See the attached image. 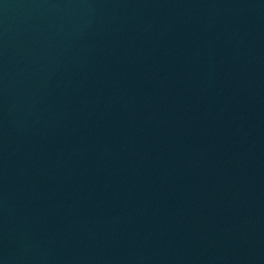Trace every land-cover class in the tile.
<instances>
[{"label":"water","instance_id":"water-1","mask_svg":"<svg viewBox=\"0 0 264 264\" xmlns=\"http://www.w3.org/2000/svg\"><path fill=\"white\" fill-rule=\"evenodd\" d=\"M0 264H264V0H0Z\"/></svg>","mask_w":264,"mask_h":264}]
</instances>
